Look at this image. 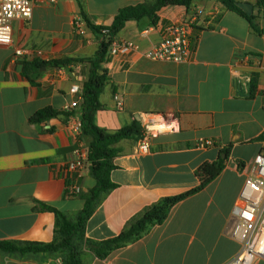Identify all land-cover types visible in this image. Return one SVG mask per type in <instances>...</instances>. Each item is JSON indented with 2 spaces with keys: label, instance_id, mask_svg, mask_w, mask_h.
I'll list each match as a JSON object with an SVG mask.
<instances>
[{
  "label": "crops",
  "instance_id": "obj_1",
  "mask_svg": "<svg viewBox=\"0 0 264 264\" xmlns=\"http://www.w3.org/2000/svg\"><path fill=\"white\" fill-rule=\"evenodd\" d=\"M33 1L32 19L13 23L14 48L41 51L42 56L15 60L14 48L0 47V240L50 244L56 215L36 208L45 204L75 217L97 184L87 166L82 194L67 195L66 165L78 147L89 151L92 142L71 130L80 119L82 101L71 89L83 88L90 65L44 67L32 84L22 64L94 57L101 38L82 14L95 26L109 27L122 8L153 0ZM234 1L264 31L260 0ZM158 15L156 25L148 19L130 21L117 35V41H132L138 50L106 55L102 68L108 81L100 95L104 108L95 121L101 129L117 131L133 123L142 126L153 113L177 118L180 130L155 137L147 155L138 153L135 140L118 144L121 153L111 174L118 187L102 199L87 223L86 237H116L150 205L200 185L206 167L226 159L225 168L204 190L177 204L163 225L105 260L86 251L85 264H227L241 249L230 230L245 180L256 157L264 154V141L258 140L264 134V34L218 0L197 1L190 9L171 6ZM79 18L86 22L84 34L75 30ZM182 19L193 23L191 60L147 57L163 39V26ZM254 77L257 90L251 97ZM76 100L78 107L70 108ZM46 108L69 115L32 123L33 115ZM203 141L213 146L200 147ZM17 256L0 251V264H16Z\"/></svg>",
  "mask_w": 264,
  "mask_h": 264
},
{
  "label": "trees",
  "instance_id": "obj_2",
  "mask_svg": "<svg viewBox=\"0 0 264 264\" xmlns=\"http://www.w3.org/2000/svg\"><path fill=\"white\" fill-rule=\"evenodd\" d=\"M197 1L202 0H153L136 6L125 7L118 12L113 24L109 27L95 26L82 14L88 27L101 38V47L94 57L23 62V75L32 84L35 83V79L40 75V70L44 67L62 68L81 62L90 65L88 78L83 86L82 101L78 112L82 122L83 134L92 138L88 151L89 171L97 184L90 191V195L84 198L85 206L75 217H70L58 209L45 204H40L36 208V210L49 211L56 215L55 239L52 243L43 244L0 240V251L4 254H17L21 256L60 253L64 255L63 264H85L83 255L86 251H89L97 259L105 260L114 251L138 242L149 234L154 227L163 225L177 204L204 190L210 182L221 174L225 168L226 159H219L214 164V167H206L204 169L205 176H202L201 183L197 187L178 195L164 197L144 209L128 222L125 229L118 236L103 241H94L86 237L87 223L94 215L102 199L118 187L111 179L112 171L116 169L114 160L121 153L118 144L123 140L137 141L142 130V126L138 123H133L117 131L101 129L96 125V113L104 108L100 102V95L108 81V77L106 71L102 68V63L105 61L108 49L128 22H140L148 19L151 24L156 25L159 21L158 14L162 9L171 6H183L190 9ZM218 1L227 10L246 19L256 33L264 34V31L254 24L253 17L245 13L234 0ZM259 3L260 5H264V0H260ZM256 90L257 81L254 77L250 84L251 97L255 96ZM64 114L69 115V113L63 111L46 108L35 113L31 118V122L42 123ZM258 140L264 141V134ZM224 153L229 156V150H226ZM242 168V165H240V169Z\"/></svg>",
  "mask_w": 264,
  "mask_h": 264
},
{
  "label": "built area",
  "instance_id": "obj_3",
  "mask_svg": "<svg viewBox=\"0 0 264 264\" xmlns=\"http://www.w3.org/2000/svg\"><path fill=\"white\" fill-rule=\"evenodd\" d=\"M33 0H0V47L14 48L15 21H30L34 10ZM201 12L199 13V15ZM198 19L195 15L194 21ZM85 20L79 18L75 22L78 34H84ZM106 33V32H105ZM193 23L182 19L163 26V39L146 56L155 60L175 62L189 61L194 52ZM138 50V46L129 40H114L107 52V56L126 54ZM42 56L41 51H30L14 48V59H26L28 56ZM72 93L82 97L83 88L80 85L72 87ZM78 100L70 108L78 107ZM71 130L78 136L83 134L81 119L72 122ZM180 125L177 118H165L157 114H147L142 125L141 134L137 140V151L141 155L151 152L152 141L164 134L179 132ZM200 147L213 146L212 141H203ZM88 150L78 147L74 158L66 165V190L68 197L82 194L80 180L82 172L89 166ZM234 223L230 236L241 245L239 253L227 264H255L257 260H264V154L256 157L251 173L247 176L240 198L233 209Z\"/></svg>",
  "mask_w": 264,
  "mask_h": 264
},
{
  "label": "rangeland",
  "instance_id": "obj_4",
  "mask_svg": "<svg viewBox=\"0 0 264 264\" xmlns=\"http://www.w3.org/2000/svg\"><path fill=\"white\" fill-rule=\"evenodd\" d=\"M64 255L57 254H41L40 256H36L33 258L28 257V255L21 256L18 255L16 260V264H63Z\"/></svg>",
  "mask_w": 264,
  "mask_h": 264
},
{
  "label": "clouds",
  "instance_id": "obj_5",
  "mask_svg": "<svg viewBox=\"0 0 264 264\" xmlns=\"http://www.w3.org/2000/svg\"><path fill=\"white\" fill-rule=\"evenodd\" d=\"M7 37L6 36H0V40H6Z\"/></svg>",
  "mask_w": 264,
  "mask_h": 264
}]
</instances>
